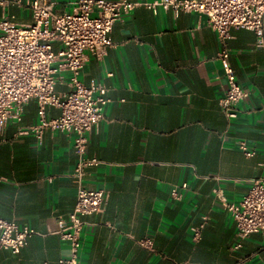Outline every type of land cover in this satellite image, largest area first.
I'll return each instance as SVG.
<instances>
[{
	"label": "crops",
	"instance_id": "1",
	"mask_svg": "<svg viewBox=\"0 0 264 264\" xmlns=\"http://www.w3.org/2000/svg\"><path fill=\"white\" fill-rule=\"evenodd\" d=\"M2 1L0 21L32 23L25 7L31 0ZM76 1L45 0L58 15L70 13ZM108 37L110 48L101 59L89 57L80 77L85 86L101 84L110 103L105 121L88 136L86 154L100 164L83 180L86 190L107 193L106 204L84 219L78 264H264V234L250 235L234 250L236 229L225 209L261 175L264 48L250 31L230 32L229 64L246 96L228 121L218 106L226 88L219 43L204 16L138 6ZM55 90L65 92V82ZM47 116L57 118L59 111L50 108ZM37 121V103L30 100L19 121H8L7 142L0 144V218L37 233L17 255L0 250V264H57L69 253L54 233L76 200L73 138L46 131L38 142L18 134ZM204 220L194 242L192 228ZM145 238L152 239V251L138 245Z\"/></svg>",
	"mask_w": 264,
	"mask_h": 264
},
{
	"label": "built area",
	"instance_id": "2",
	"mask_svg": "<svg viewBox=\"0 0 264 264\" xmlns=\"http://www.w3.org/2000/svg\"><path fill=\"white\" fill-rule=\"evenodd\" d=\"M13 3L19 4L14 0ZM7 2L0 0V6ZM142 6L155 12L171 10L174 15L192 13L206 18V26L215 33L219 51L216 59L221 65L226 88L218 106L228 121L238 115L237 106L246 93L237 83L229 64L228 40L232 30L250 31L255 35V45L264 48V0H156L137 3L131 0H77L70 13L54 14L45 0H31L25 4L31 13L32 23L19 26L8 19L0 21V144L10 119L20 120L24 105L35 100L37 123L19 132L32 134L40 142L46 131L71 135L76 163L71 179L76 185L73 209L57 221L55 235L69 246L68 256L57 264H78L81 233L87 216L100 214L106 204L104 190H86L83 180L89 169L100 162L86 154L88 136L105 121V109L110 103L106 89L101 84L85 86L81 73L89 57L101 59L111 41L108 37L113 25ZM53 44L59 48L54 50ZM66 76V79H64ZM65 82L67 90L56 92L55 86ZM59 111L57 118L47 116L48 109ZM238 149L247 157L253 152L240 143ZM261 175L252 181L238 203H226L225 209L236 229L238 250L241 242L255 233L264 234V161L259 165ZM181 189L185 190L186 185ZM179 200L177 189L171 191ZM205 220L192 228V239L198 242ZM37 235L28 227L0 218V250L17 255L27 240ZM153 250V241L145 238L137 242Z\"/></svg>",
	"mask_w": 264,
	"mask_h": 264
}]
</instances>
